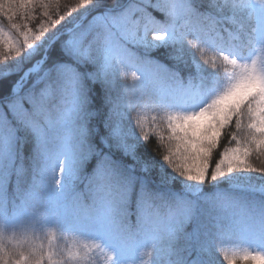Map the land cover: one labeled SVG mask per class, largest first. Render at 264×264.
Instances as JSON below:
<instances>
[{
    "label": "snow or ice",
    "instance_id": "snow-or-ice-1",
    "mask_svg": "<svg viewBox=\"0 0 264 264\" xmlns=\"http://www.w3.org/2000/svg\"><path fill=\"white\" fill-rule=\"evenodd\" d=\"M37 9L46 19L33 32L27 21L35 19ZM149 9L159 12L160 18ZM247 9L253 6L237 5L235 0H207L206 5L196 0H148L147 4L143 0H113L111 4L107 0H73L63 5L61 0H0V17L15 32L0 26V68L25 58V63L31 62L26 71L21 67L22 75L10 90L0 94V207L7 206V190L13 182L22 185L27 178L33 186L47 187L48 183L79 179L80 167L97 156L90 142L92 113L86 86L95 81L120 82L121 76L134 84L138 78L135 69L141 64L135 49L165 41L185 49L211 78L198 72L185 84L177 82L178 93L198 101L196 107L158 112L166 117L168 132L163 164L177 178L195 186L233 173L264 176V166L250 162L254 154L264 156V0L258 10V34H248V21L257 19V13ZM16 18L26 22L16 23ZM49 49L55 62H48ZM85 65L98 68L82 72ZM153 71L176 79L163 67ZM9 75L5 72L3 79ZM109 103L102 141L107 145L121 139L119 120L124 114L120 105ZM138 107L131 102L127 105L132 120ZM136 122L141 140L149 141L142 122ZM233 124L235 129L246 127L247 131L243 137L229 133L235 146L224 147L213 167V152ZM29 141L38 168L17 162L21 143ZM154 151L161 155L159 149ZM103 158L93 176L100 189L116 173L112 161ZM127 190L128 184L120 186L122 205L128 200ZM139 191L150 199L147 189ZM30 199L36 197L28 191L16 215L0 219V264H97V258L109 264L113 251L104 240L115 236L106 225L117 211L111 199L105 200L97 223L81 222L91 228L76 222L65 226L62 213L52 211L51 198L44 209L29 207ZM178 206L168 239L175 238L191 215L186 202ZM118 210L123 214L125 208ZM217 252L222 264H264V252L250 251L224 238L218 242Z\"/></svg>",
    "mask_w": 264,
    "mask_h": 264
},
{
    "label": "trees",
    "instance_id": "trees-1",
    "mask_svg": "<svg viewBox=\"0 0 264 264\" xmlns=\"http://www.w3.org/2000/svg\"><path fill=\"white\" fill-rule=\"evenodd\" d=\"M73 0H61V4L72 3ZM109 4L113 0H107ZM120 3L126 2V0H118ZM145 4L148 3V0H143ZM198 4L206 5L207 0H196ZM63 7L61 12H63ZM152 14L159 19L161 14L157 11H152ZM35 19L32 21H27L29 23L30 29L35 32L39 27L42 20L46 19L41 15V10L37 9L34 13ZM53 19H58L55 15ZM16 23L23 24L26 21H22L20 18H16ZM71 23V21L69 22ZM0 26H3L5 31H12L15 35L14 30H10L8 22L4 17H0ZM58 27V25H57ZM53 29L49 27V31ZM140 60H146L160 67L167 69L168 73L175 74L176 79L171 80L176 82L174 87H176L177 82L185 84L188 79L194 78L198 72L209 76L210 74L204 72L195 64L193 58L185 49H182L180 46H174L168 44L166 41L156 44L151 48H137L135 49ZM48 62H55L56 56L52 49H49ZM36 58L39 59V53L36 54ZM27 60V58H25ZM25 60H18L13 64L8 65L6 68H0V94H5L12 85L15 84L16 80L19 79L22 74L21 67L23 70H26L31 66V62L25 63ZM95 68H98V65H85L81 68L82 72L92 71ZM8 72L10 75L7 79H3L4 73ZM167 76V75H162ZM31 81L26 86H30ZM140 89L145 98H152L159 102L160 106L163 99L158 97L157 93L150 83L144 82L140 79L139 81ZM85 94L88 98V104L90 111L92 113V118L90 120V127L92 129V136L90 137V142L94 147L97 156L89 158L79 169L78 176L84 177L90 175L94 172L97 160L100 156H107L108 159L112 160L115 171L119 173V176L123 179L131 180H145L147 182L146 188L151 191L160 192L162 194H167V192L181 193L183 196L187 197L188 200L194 201L198 204V211L194 213L192 217L196 219H201L204 212L207 213L205 219L202 220L199 225L198 233L202 234L203 240L208 242L209 247L217 246L218 242L215 243V236L209 231V210L207 208L203 196L206 194H215V190L224 189V188H238L250 190L253 192H262L264 191V176L258 174L250 173H233L229 176H226L218 181L212 182L211 184L205 185H190L183 182L181 179L177 178L171 171L163 164L162 155L166 154V149L164 144L167 143V123L166 117L163 113L158 114L155 111L145 109L144 107H138L136 112L133 113V120L127 115V108L124 105V90L122 84L118 80H113L111 83H106L104 81H95L90 83L85 88ZM118 104L121 107L122 112L124 113L119 120V126L121 130V139L115 141L114 143L107 145L102 142L104 140V134L107 131L106 126V117L109 113L111 105L109 104ZM156 117V120H153V117ZM139 119L143 124L144 131L148 134L149 141L141 140L140 138V129L137 125L136 120ZM246 123V122H245ZM247 131L246 127L242 130L235 129L234 124L228 128L221 139L220 147L214 150L212 157V166L214 167L215 160H218L219 153L223 151L224 147L235 146V142L230 141L229 133L237 132L239 137H243L244 133ZM163 136L165 139L160 140V137ZM155 149H159L161 155L157 156ZM33 146L31 142H22L21 146L18 149L19 159L18 163L25 167L31 166L32 156H33ZM250 162L255 167L264 166V156L253 155L250 157ZM133 174L135 177L130 176ZM28 185L27 178L23 182ZM21 188V185L16 184L15 182L11 183L7 190V204L10 201L16 203L18 199V190L14 187ZM82 184H74L72 189L65 194L63 202L71 201V192L79 190L82 188ZM171 190V191H166ZM84 228H91L92 225L87 223H81ZM205 226V227H203ZM188 220L183 223L179 232L176 233L174 239H162L158 242L157 247L162 249L165 252L163 257L155 256L153 258V264H165V261H169L170 264H176L179 261V264H187L189 260L192 259V251L189 248L190 245H196V237H190V232L188 229ZM110 239H105L104 243L107 246ZM68 242H71L69 238ZM234 245H241V239L238 237V242H231ZM198 245V244H197ZM205 257L210 261V264H222L219 255H213L210 248L205 252ZM130 259L122 260L121 254H117L115 258L116 264H128L130 260L135 259V254H129ZM104 264H108L104 260Z\"/></svg>",
    "mask_w": 264,
    "mask_h": 264
},
{
    "label": "clouds",
    "instance_id": "clouds-1",
    "mask_svg": "<svg viewBox=\"0 0 264 264\" xmlns=\"http://www.w3.org/2000/svg\"><path fill=\"white\" fill-rule=\"evenodd\" d=\"M235 2L237 5L241 3L251 4L253 9L256 10L257 19L248 21V34L250 36L258 34L260 25L258 10L262 0H235ZM253 9H247L246 11H252ZM256 46L259 47V45ZM135 70L137 72L140 68L137 67ZM117 74L119 75V73ZM137 77L134 84L132 81L125 80L122 76L120 77V83L124 90V105L127 108V105L131 102L139 107L148 106L158 113L163 107L160 106L158 101L144 97L140 89V77L138 75ZM125 88L128 91H125ZM103 159V156L98 158L96 168L102 164ZM31 166L34 168L39 166L35 150L33 151ZM96 168L92 174L79 177L75 182L48 183L47 187L41 184L33 186L32 181L28 180L27 187L25 188L22 184L21 190L17 195L23 200L26 193L31 191L36 199L27 201L29 207L39 205L42 209L46 207L48 200L51 198L53 200L52 211L62 213L60 205L65 194L72 189L74 184H82V188L71 192L70 204L73 209L75 222L97 223V217L103 211L105 200L111 199L117 211L113 214L111 224L106 225V227L114 233L115 240L119 241L122 248L129 251L136 249L135 259L130 260L128 264H153L155 256L163 257L165 255V252L159 249L157 245L162 239H168V229L175 222V218L180 211L179 203L181 201L186 202L192 212L190 202L178 196L170 197L160 192L147 190L150 194V199L143 197L140 191H137L135 204L132 207L130 204L132 192L130 182L115 173L108 186L100 189L93 181ZM37 175H39L38 171ZM181 180L183 181L182 178ZM211 183L212 181L208 182V184ZM122 184H128V200L125 205L121 204L119 196ZM206 205L208 210L213 213L214 222L221 231L226 229L228 222L232 219H248L250 216L249 209H246L238 201L223 192L210 196ZM122 206L125 208L123 214L118 210ZM138 245L139 247H137ZM97 264H104V260L97 258ZM109 264H116L114 253H112ZM165 264H170V262L166 260Z\"/></svg>",
    "mask_w": 264,
    "mask_h": 264
},
{
    "label": "rangeland",
    "instance_id": "rangeland-1",
    "mask_svg": "<svg viewBox=\"0 0 264 264\" xmlns=\"http://www.w3.org/2000/svg\"><path fill=\"white\" fill-rule=\"evenodd\" d=\"M144 70L143 69H141V73L143 72ZM110 104V103H109Z\"/></svg>",
    "mask_w": 264,
    "mask_h": 264
}]
</instances>
